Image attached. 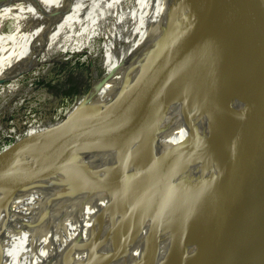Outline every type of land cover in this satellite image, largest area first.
<instances>
[{"label": "bare ground", "instance_id": "1", "mask_svg": "<svg viewBox=\"0 0 264 264\" xmlns=\"http://www.w3.org/2000/svg\"><path fill=\"white\" fill-rule=\"evenodd\" d=\"M257 2L264 11V0ZM210 6L172 0L142 36L113 40L109 0L0 2V84L50 54L82 52L87 40L79 37L94 26L110 42L105 74L55 136L82 146L63 143L67 153L25 167L11 157L0 168V264H206L257 228L249 206L264 203V154L255 160L253 143L248 158L242 149L264 108V79L240 85L225 48L229 27L203 36ZM196 14L200 27L186 26L175 53L155 64L174 22ZM11 17L16 27L4 34ZM241 153L253 169L237 176ZM262 237L240 255L246 264H264Z\"/></svg>", "mask_w": 264, "mask_h": 264}, {"label": "rangeland", "instance_id": "2", "mask_svg": "<svg viewBox=\"0 0 264 264\" xmlns=\"http://www.w3.org/2000/svg\"><path fill=\"white\" fill-rule=\"evenodd\" d=\"M3 1L6 0H0V2ZM109 2L111 12L114 11V13H111L105 21V26L110 28L113 40H120L123 39V36L131 37L133 34L135 37L142 36L147 31L149 22L156 19L160 6L172 2V0H109ZM225 6L224 0H217L214 10H221ZM115 10L117 11L115 12ZM216 14L215 12L214 15L218 18L219 16ZM236 17L237 14L235 16L231 11L218 29L217 22L213 21L212 16L209 15V20L207 19L204 25L201 24L203 36L209 37L225 30L234 24L237 20ZM195 18L196 20L202 19V14H196V17L191 15L184 21L179 19L174 22L173 38L160 54L165 53L171 47L173 49L179 47L186 26L193 25L196 21ZM220 18L221 16L218 19ZM200 20L198 23L196 21L193 26H198ZM110 21L115 25L111 26ZM15 22L16 19L12 17L5 21L2 33L8 34L14 31ZM94 27L93 29H96L94 32L89 28L88 33L79 37V40H87V46L82 52L76 53L74 49H69L67 52L50 54L40 58L38 65L31 71L0 84V154L8 150L14 142H19L24 138L27 139V142L18 148L19 152L45 137H50V135H54L53 139L55 136H59L64 131V127L70 123L73 110L80 106L92 84L105 74V60L102 51L104 45L107 42L110 43L109 37L107 33H104L105 30L102 32L99 30L100 28ZM75 42L72 41V48H76ZM127 44L125 42L121 46V50L116 46V51L127 50ZM145 74L146 72H143L142 75ZM74 84L76 85L74 93L65 94L66 90ZM56 137L51 142H54ZM10 158L8 157L3 165ZM3 197H0V203ZM149 228L147 226L145 230ZM131 233L132 235L136 234L137 229L131 230Z\"/></svg>", "mask_w": 264, "mask_h": 264}, {"label": "water", "instance_id": "3", "mask_svg": "<svg viewBox=\"0 0 264 264\" xmlns=\"http://www.w3.org/2000/svg\"><path fill=\"white\" fill-rule=\"evenodd\" d=\"M210 1L211 6L209 9V15L212 16L213 21L217 22L218 29L221 27V24L226 20L231 11L235 14V16L237 14L240 17H236L238 19L235 21L233 26L227 29V33L226 30L224 32V36L226 35L224 42L227 55L240 85L247 86L255 84V80L259 75H261L264 79V11L257 0H224L226 2V6L218 11H216V9L214 10V5L217 0ZM215 12L217 13V16H221L220 19H218L219 17H215ZM177 48L173 49L172 47L165 53L160 54L155 60V64L167 61V57L173 55ZM251 88H253V86ZM244 101L248 104V108H246V110L249 109V113L252 112L253 106L250 98L245 97ZM247 117L249 118V115ZM256 119L257 123L253 124L246 131V139H248V143L243 145L242 152L245 154L243 155L241 153V158L235 172L237 176L245 173L249 169H253L251 168L252 161L250 162L249 167V165L243 164L242 158V155L247 158L250 156L247 152H250L251 143H253L252 148L255 153L252 157H254L255 160L260 159V157L264 154V108L259 111L257 110ZM26 142L27 139L24 138L19 142H14L15 144L13 143L8 150L3 151L0 154V167L8 157H12L15 164L25 167L39 159V157L52 154L55 150H59L60 152L63 151L65 153L68 152L67 150L61 149L60 144L65 143V141H55L33 147L27 146L23 148V151L19 152L18 148ZM65 144L67 146H71L72 148L82 146L80 143L73 142H67ZM258 145L261 146L259 150L256 149ZM248 179L249 178H247V180ZM249 209L253 223L257 224V228L253 232L247 233L244 238H241L231 251L219 260H217L219 256L218 251L216 252L215 250L214 253L216 252V254L212 256L211 260L209 258V262L206 264H236L237 262H239V264H246L245 258L240 259V255L243 250L247 245H250L252 242L256 241L259 236L262 237L264 234V217L262 215V212H264V203L262 205L259 203V200L257 201V199H253ZM239 228L243 229L244 226H239ZM262 240L264 241V239ZM208 243L209 239L206 240L205 244ZM254 249L257 251V248L254 247ZM210 255L211 254L208 252L206 255L207 258Z\"/></svg>", "mask_w": 264, "mask_h": 264}, {"label": "trees", "instance_id": "4", "mask_svg": "<svg viewBox=\"0 0 264 264\" xmlns=\"http://www.w3.org/2000/svg\"><path fill=\"white\" fill-rule=\"evenodd\" d=\"M75 90H76V85L74 84V85H72L71 87H69V88L66 90L65 94H66V93H68V94L74 93Z\"/></svg>", "mask_w": 264, "mask_h": 264}]
</instances>
